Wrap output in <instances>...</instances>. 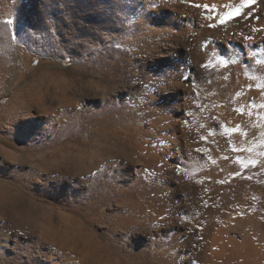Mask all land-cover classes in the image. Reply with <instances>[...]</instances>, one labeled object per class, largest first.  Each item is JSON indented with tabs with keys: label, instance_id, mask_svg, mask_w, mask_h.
Here are the masks:
<instances>
[{
	"label": "rangeland",
	"instance_id": "374dc122",
	"mask_svg": "<svg viewBox=\"0 0 264 264\" xmlns=\"http://www.w3.org/2000/svg\"><path fill=\"white\" fill-rule=\"evenodd\" d=\"M11 31L0 29V38L14 42ZM41 50L40 40L22 45L21 78L0 70V138L27 160L0 156V199L21 202L0 207V264H62L51 246L66 252L73 243L80 264H200L214 243L241 242L248 231L264 254V149L261 167L216 149L215 160L183 167L172 148L164 163L149 110L116 55L101 67L67 58L60 72L40 67Z\"/></svg>",
	"mask_w": 264,
	"mask_h": 264
},
{
	"label": "bare ground",
	"instance_id": "6f19581e",
	"mask_svg": "<svg viewBox=\"0 0 264 264\" xmlns=\"http://www.w3.org/2000/svg\"><path fill=\"white\" fill-rule=\"evenodd\" d=\"M239 3L0 0V29L10 26L15 37L14 42L0 38V70L4 73L10 69L19 78L25 75L27 60L21 57V47L24 43L32 46L37 40L46 58L40 67L54 71L64 70L67 58L77 66L89 63L95 67L114 54L132 75L128 89L144 100L152 116L151 120L148 117V134L165 150L164 163L173 157L172 148L178 151L175 163L183 167L187 161L196 164L200 158L215 160L223 151L233 152L232 156L243 162H257L258 149H264V0L252 10L245 9L247 16L241 15L224 26H208L218 24L215 17L228 11L224 5ZM192 4L215 5L217 11L209 14ZM209 15L212 20L206 19ZM7 20L12 24H5ZM215 149L222 152L216 156ZM247 176L250 179L251 175ZM248 232L241 242L234 236L229 241L224 238L225 243L216 240L209 252L202 251L200 264H264L261 246L254 244Z\"/></svg>",
	"mask_w": 264,
	"mask_h": 264
},
{
	"label": "snow or ice",
	"instance_id": "6c2138e0",
	"mask_svg": "<svg viewBox=\"0 0 264 264\" xmlns=\"http://www.w3.org/2000/svg\"><path fill=\"white\" fill-rule=\"evenodd\" d=\"M185 0H181V3H184ZM259 0H240L239 6H235L233 4H226L224 5L225 8L228 9V11L219 13L217 17H215L216 20H218V24L216 23H210L208 26L211 28H216L218 26H224L229 23V21L236 19L240 17L241 15L247 16L248 13L245 12V9L252 10L254 6L258 4ZM155 6V5H153ZM192 7L195 8H203L206 12L209 14L212 12H216L217 8L215 5H208V4H192ZM206 19L212 20L213 17L211 15L207 16ZM5 24L11 25L12 21L7 20L4 21ZM253 31H258V29H253ZM13 40H15V37H12ZM245 39H251V37H245ZM236 61H232V63H235ZM223 63V61H222ZM0 156H3L5 159H12L14 163L20 164V163H26L27 160L23 158V153H19V156L17 155V151L12 148L10 150V147L8 145V141L4 140L3 138H0ZM255 161L251 162L252 166H255ZM20 171H23L20 169ZM15 195V194H13ZM21 202L18 199H13L12 196L5 193L2 199H0V207H2L6 212L13 211L14 206L19 205ZM23 235V233H21ZM63 239V238H62ZM74 237L69 236L67 239H65L63 242L65 244H68L70 241H74ZM202 239V237H201ZM57 243H60V240L56 241ZM51 250L53 252H56L62 261V264H80V260L77 259V256L75 255V244L73 243L72 246L68 247L67 251H61L60 249L56 248L54 245L51 246ZM90 264H95L94 261L89 258ZM105 264H108L107 261H105Z\"/></svg>",
	"mask_w": 264,
	"mask_h": 264
}]
</instances>
